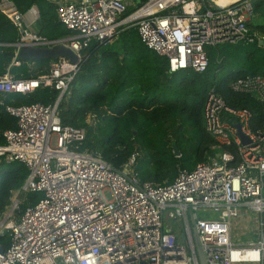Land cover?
I'll use <instances>...</instances> for the list:
<instances>
[{
  "label": "built area",
  "instance_id": "2783aa9c",
  "mask_svg": "<svg viewBox=\"0 0 264 264\" xmlns=\"http://www.w3.org/2000/svg\"><path fill=\"white\" fill-rule=\"evenodd\" d=\"M218 1L145 0L123 17L134 0H58V20L72 33L59 40L31 29L38 18L35 7L21 14L11 2L0 1V12L18 31L15 45H63L78 58L55 60L35 79L0 77V94L26 95L39 88L57 93L48 106L6 107L16 128L3 132L0 162H20L28 174L12 192L0 223V235L9 237L8 246H0V264H197L192 230L206 264H264V130L249 129V111L233 110L209 91L203 121L216 153L192 171L179 170L163 186L137 178V154L117 171L99 155L81 151L85 130L62 124L58 115L81 50L92 41H110L121 29L136 27L141 43L165 57L171 73H204L206 47L263 40L248 27L253 0ZM230 88L259 101L264 119V75L239 79ZM235 125L248 144H242ZM28 193L42 197L19 212L20 196ZM169 221H181L184 233ZM242 236L249 241L238 242Z\"/></svg>",
  "mask_w": 264,
  "mask_h": 264
},
{
  "label": "trees",
  "instance_id": "16d2710c",
  "mask_svg": "<svg viewBox=\"0 0 264 264\" xmlns=\"http://www.w3.org/2000/svg\"><path fill=\"white\" fill-rule=\"evenodd\" d=\"M7 1L21 14L32 7L37 9L34 31L38 35L59 40L72 34L58 20L56 0ZM144 2L137 0L127 7L123 17ZM248 27L264 41V0L253 3ZM18 39L16 27L0 12V77L8 73L7 68L16 79H35L46 74L54 61H20L14 48ZM205 52L208 66L204 73L190 69L171 73L167 59L144 46L134 26L119 30L110 41H92L81 50L68 94L59 103L61 123L83 128L86 137L80 150L99 155L114 170H121L129 156L137 154L133 172L141 182L171 184L179 170L192 171L216 153L212 149L215 141L203 121L209 91L220 96L227 107L249 111L252 132L264 130L261 103L230 88L239 79L264 75V45L218 44L206 47ZM56 98L57 93L49 88L26 95L0 94V145L4 144L3 132L16 128V120L6 112L7 106H48ZM27 174L20 162H0V217L11 204L12 192L22 186ZM41 197L38 193L20 196L19 212ZM8 243L5 232L0 235V246L6 248Z\"/></svg>",
  "mask_w": 264,
  "mask_h": 264
},
{
  "label": "water",
  "instance_id": "95a60500",
  "mask_svg": "<svg viewBox=\"0 0 264 264\" xmlns=\"http://www.w3.org/2000/svg\"><path fill=\"white\" fill-rule=\"evenodd\" d=\"M258 0H253V3H255ZM259 45L263 46L264 41L260 40ZM15 48H17V56L20 61L23 62H40V61H55L60 58H65L69 60L72 63H77L78 58L77 56L67 47L63 45L55 46L53 48H47V47H35L28 44H22V45H14ZM235 128L237 129V133L241 139L242 144H248V139L241 133V127L240 125H235ZM175 156H178V150L176 146L173 147ZM192 237H193V243H194V252L197 260V264H206L205 259L200 247V243L197 237V234L194 230H192Z\"/></svg>",
  "mask_w": 264,
  "mask_h": 264
},
{
  "label": "rangeland",
  "instance_id": "374dc122",
  "mask_svg": "<svg viewBox=\"0 0 264 264\" xmlns=\"http://www.w3.org/2000/svg\"><path fill=\"white\" fill-rule=\"evenodd\" d=\"M136 1L137 0H134V2H136ZM51 144L55 145V140L54 139H52ZM105 195H106L107 198H109V194L108 193H106ZM6 213H4V215H2V217H0V223L3 221V218L6 215ZM205 214H208V212H204V213L198 212L197 216L202 217V216H205ZM15 218H16V216H15V214H13L12 217H11V220L14 221ZM168 224H170L173 227L174 231L177 232L178 234H183L184 233L183 224L181 223V221H169ZM190 226L192 227L191 223H190ZM181 241L183 242V240H181ZM246 241H249V238L247 236H242V237H240V239H238V242H242L243 243V242H246Z\"/></svg>",
  "mask_w": 264,
  "mask_h": 264
},
{
  "label": "crops",
  "instance_id": "0c3cea01",
  "mask_svg": "<svg viewBox=\"0 0 264 264\" xmlns=\"http://www.w3.org/2000/svg\"><path fill=\"white\" fill-rule=\"evenodd\" d=\"M58 0H56L55 2H57ZM70 1H74V2H80L82 0H70ZM28 19V18H27ZM31 29L34 30V24L31 26ZM15 48V47H14ZM16 50V48H15ZM15 56H17V50L15 51ZM7 72L9 73V68L6 69Z\"/></svg>",
  "mask_w": 264,
  "mask_h": 264
},
{
  "label": "bare ground",
  "instance_id": "6f19581e",
  "mask_svg": "<svg viewBox=\"0 0 264 264\" xmlns=\"http://www.w3.org/2000/svg\"><path fill=\"white\" fill-rule=\"evenodd\" d=\"M225 1H228V0H219L218 2H219V3H223V2H225ZM230 1H232V0H230Z\"/></svg>",
  "mask_w": 264,
  "mask_h": 264
}]
</instances>
